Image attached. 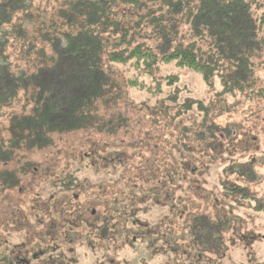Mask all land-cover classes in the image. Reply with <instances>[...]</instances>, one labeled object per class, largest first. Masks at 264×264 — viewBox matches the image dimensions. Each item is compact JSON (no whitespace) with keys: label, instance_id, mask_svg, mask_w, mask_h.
<instances>
[{"label":"trees","instance_id":"trees-1","mask_svg":"<svg viewBox=\"0 0 264 264\" xmlns=\"http://www.w3.org/2000/svg\"><path fill=\"white\" fill-rule=\"evenodd\" d=\"M255 3L0 0V107L20 115H10V145L3 141L9 146L0 148V161L29 159L44 151L64 162L87 155L90 164H120L123 159L156 163L167 147L176 152L172 164L179 169L173 176L180 178L185 174L179 176L178 170L196 164L190 160L196 154H203L195 157L200 164L202 159L203 164H217L213 154L229 157L245 143L239 137L245 134L244 124L264 118V88H259L264 13L255 17ZM174 68L195 74L207 97L195 92L179 102L174 94L163 96L164 88L180 82ZM205 99L211 101L207 106ZM128 113L138 116L132 119ZM222 113L223 126L215 123ZM78 132L90 138L76 145L63 140ZM101 135L107 137L100 140ZM108 140L115 142L117 152L106 146ZM98 146L104 157L92 154ZM188 169L198 172L194 166ZM158 180L157 191L175 185L172 179ZM234 188L232 195L245 191Z\"/></svg>","mask_w":264,"mask_h":264},{"label":"rangeland","instance_id":"rangeland-1","mask_svg":"<svg viewBox=\"0 0 264 264\" xmlns=\"http://www.w3.org/2000/svg\"><path fill=\"white\" fill-rule=\"evenodd\" d=\"M255 1L256 3L253 7L256 8L257 11L255 9H253V11L255 17H257L264 13V0ZM255 6L259 7L257 8ZM261 69L262 79L259 88L263 89L264 63ZM173 71L178 75L180 82L176 87H171L169 89L164 88L163 96L174 94L177 96V100L181 102L182 99L189 94L205 92L202 82L195 74H190L177 68H174ZM218 87L219 86L216 85V89H218ZM199 96L207 97V92ZM263 96L264 90L262 97ZM222 98L226 101L225 103L228 104V98ZM137 99L139 101L146 100V98ZM211 100L216 101V98H212ZM210 102L209 99L207 101L205 99V102L203 101L206 106ZM255 103L257 102L250 103V113L254 112ZM152 105H154V101L151 102V106ZM10 106L14 109V106ZM123 107L122 105L120 106V108ZM11 114L13 116H20L19 114H15V109L13 112L8 106L0 107V148L4 150L8 149V144L5 143L7 146L4 147L2 145L3 141L7 142L10 140L11 136V133H9ZM128 116L133 119L138 115L128 113ZM235 119L238 120V118ZM239 121L243 126L244 119L239 117ZM215 123L221 126L226 123L223 113L218 120H215ZM244 125L247 127L244 128L246 131H243L245 134H241L239 137L244 138L245 143L231 150L232 155L230 154V156L227 157L226 154H213L212 157L216 159L217 164H209V162L203 164L206 161L204 159H202L200 164L195 157L201 155L202 158L203 154L194 155L195 157H192L190 160L194 161L196 164H188V168L191 166L196 167L198 170L196 175L192 177V172L191 174L187 173L189 169H187V171L178 170L179 176L183 173L186 174L188 177L186 182H183L179 177L173 176L175 185H164L160 191L158 190L160 193L157 191L159 184H157L156 181L159 179L158 181L161 180L164 182L165 172H169L171 169H179L177 168L179 167L178 164H172V161L177 160L176 152L169 153L167 147L161 148L156 163H151L149 160L143 162L138 159V163L128 164L126 159H121L122 162L120 164H115L111 169L115 173L113 172L110 174L107 173V167L101 166V164H107L106 162L95 164V173L93 169H88L86 165L90 164V162L87 155L84 160H80L79 162H64L60 160L56 154L49 158L46 152L40 151L33 155L30 154L29 159L26 157L24 160L18 161H22L21 163L24 164L29 160L31 164L34 163V167H37L39 170L44 166L49 167L48 170L50 171L46 175V177L49 178L63 180L66 176L72 175L70 179L76 182L77 190H71L69 194L76 192L81 194L78 203L84 204V209L86 204H91L92 202V207H89L90 209L93 208L102 218H105L107 215L110 216L111 240H124L125 238L128 241L132 240L134 233L138 230V228L132 224L135 215L139 217L140 220H147L152 223L150 225L157 224V222L164 220L162 228L164 227L166 229L167 218H171L170 213L167 208H160L162 203H160L161 205L159 206H154L153 201L156 200L150 195L153 194L159 197L161 201L163 199L167 200L168 198L166 195L169 194L170 199L174 198L177 200L182 197L188 200V204L190 205V209L188 210L190 214H195L197 218H202L204 221L203 223L207 225V229H200H203V231L207 230V235H210L211 238L212 235L209 229L215 225L219 226L221 230L220 236L222 238L224 259L222 264H264V118L261 117V120L257 119L254 123L250 121L249 124L245 123ZM89 135L90 134L86 135L85 133L78 132L77 137L73 138L71 135H67L63 136V140L76 145L79 140L90 138ZM106 137L105 135H101L100 140ZM220 140L225 142L224 137H220ZM182 141L186 145L189 143V140L183 139ZM106 146L113 147V151L111 152L118 151V147L112 140H108ZM243 146H245V148H243ZM98 147L99 149L95 150L92 154L95 155L100 152L101 157H104L105 153L101 150L103 147ZM71 148L73 147L69 149ZM241 149H245V151L241 153ZM123 154L124 158L125 153ZM72 156L75 157V155ZM219 156H221V159ZM20 158L21 155H19V159ZM260 159L262 160L259 162ZM98 165L100 166V171ZM9 166L12 167L13 164ZM236 170H238V173L234 175L232 171L236 172ZM241 172L245 173L248 178L244 179L245 177H241ZM35 175H42L41 177H44L45 174L44 172L39 173L37 170ZM18 177L20 178V176ZM194 178H197V184L192 181ZM32 179L33 177L31 175L27 178V180ZM33 182L34 181L29 185L24 180L22 183L23 191L20 193H17V188H13L12 186H10L8 192L2 191L0 193V210L4 211L0 212V217L6 216L8 205L11 202L14 204L16 198H20L21 202H19V205L23 212L21 214L15 213V215H17L15 217H18L15 225H17L18 222L22 224V219L23 222H25L26 220L24 219L28 218L27 214L34 211L36 212V224H38L39 220H46L49 211L46 205H40V202L43 200V190L46 189L47 192L52 191H49L45 182L42 183L40 179ZM238 186L239 188H244L245 191L241 190L237 195H232L231 190ZM188 190L191 191L188 192ZM56 192H60L59 189ZM244 193L248 195V197L246 196L247 199ZM242 194H244L243 197L245 198L242 197ZM137 198L139 202L141 198H146L148 201L141 204L138 203ZM163 201V203L166 202L165 200ZM34 206H36V208H33ZM52 209L55 210L54 207H52ZM29 210H31V212ZM151 215H153L152 220L148 218ZM158 218L159 221H157ZM54 221L49 224L52 225ZM78 225H80V223ZM181 225L182 223L180 222L179 229H175L174 231L178 239H181V235L179 234L181 233ZM123 229L125 230V234H122ZM42 230L43 229H41V233H37L38 235L36 237L42 234ZM235 234H237L238 238H236ZM242 235H245L246 239L241 237ZM250 239L252 240L249 247H246L242 241L244 240L247 243ZM115 253L116 252H113L112 259L114 260L115 258L116 263L120 262L124 264L121 258L123 254L120 256ZM128 257L131 256L128 255ZM131 261L134 263L135 257H132Z\"/></svg>","mask_w":264,"mask_h":264},{"label":"flooded vegetation","instance_id":"flooded-vegetation-1","mask_svg":"<svg viewBox=\"0 0 264 264\" xmlns=\"http://www.w3.org/2000/svg\"><path fill=\"white\" fill-rule=\"evenodd\" d=\"M2 145L7 146L5 143ZM21 162L15 159L0 161V193L8 192L10 186L17 188V193H20L23 191L24 180L30 185L32 181L40 179L42 183L45 182L48 190L52 191L43 190V200L40 202V205H46L49 215L46 220H39L36 224V212L29 210L31 213L27 214L28 218L24 219L26 221L23 222L22 219V224L18 222L15 225L18 219L15 213L21 214L23 210L19 205L20 198H16L14 204L11 202L7 215L0 217V264H121L116 263L115 258L112 259L113 252L120 256L123 254L121 258L124 264H222L224 260L219 226L215 225L209 229L212 238L207 235V230L200 229H207V225L203 223L201 217L197 218L195 214H190L187 199L182 197L177 200L170 199V195L167 194L168 199H163L166 201L163 203V200L160 201L159 197L151 194L150 196L156 200L153 201L154 206L162 203L160 208H167L170 213L171 218H167L166 229L162 228L164 220L157 222L158 218L157 224L150 225L152 223L140 220L135 215L132 224L138 230L132 240L128 241L125 235L124 240H111L110 216L102 218L93 208L90 209L92 202L86 204L84 209V204L78 203L81 194L77 192L69 194L71 190H77L76 182L70 179L72 175L66 176L63 180L49 178L46 177L50 171L49 167L44 166L45 168L39 170L34 164ZM8 163L13 166L10 167ZM114 165L101 164L108 168V174L114 172L111 170ZM86 167L93 169L95 173V164H87ZM98 169L100 171V166ZM37 170L39 173L44 172V177L36 176ZM191 172L195 174L196 169H190L187 173ZM169 174L171 176L165 178L173 180L174 170L171 169ZM29 175L33 177L32 180H27ZM179 179L186 182L188 177L185 174V177ZM192 181L197 184V178ZM58 189L60 192H56ZM246 196L248 197L247 194ZM137 200L141 204L148 201L146 198H141L140 202L138 198ZM148 218L152 220L153 215ZM52 221L54 222L50 225ZM180 222L181 239H178L174 231L179 229ZM41 229L42 234L36 237L41 233ZM122 234H125L124 229ZM235 235L238 238L237 234ZM241 237L246 239L245 235ZM251 240L247 243L244 240L242 242L249 247ZM132 257H135L134 263L131 261Z\"/></svg>","mask_w":264,"mask_h":264}]
</instances>
